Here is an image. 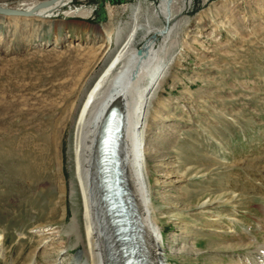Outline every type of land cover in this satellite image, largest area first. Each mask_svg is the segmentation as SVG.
<instances>
[{"label":"rangeland","instance_id":"374dc122","mask_svg":"<svg viewBox=\"0 0 264 264\" xmlns=\"http://www.w3.org/2000/svg\"><path fill=\"white\" fill-rule=\"evenodd\" d=\"M72 3L89 12L46 19L0 13V264L71 261L83 249L66 252L77 210L87 245L71 154L79 109L130 34L134 14L166 24L155 14L161 0ZM173 11L174 55L145 134L164 264L263 261L264 0H187ZM118 29L124 33L116 42Z\"/></svg>","mask_w":264,"mask_h":264},{"label":"bare ground","instance_id":"6f19581e","mask_svg":"<svg viewBox=\"0 0 264 264\" xmlns=\"http://www.w3.org/2000/svg\"><path fill=\"white\" fill-rule=\"evenodd\" d=\"M72 1L54 0L48 5L38 2L26 9L16 8L19 11H29L30 15L6 16L46 19L57 12L87 15L89 11L73 5ZM186 3L187 0H161L155 14L165 18L166 24L163 26H157L149 17L140 20L139 14H134L130 34L87 91L79 109L71 144L75 178L82 200L83 215L81 216L87 245L84 244V233L78 230L80 229V211L77 210L73 212L70 226L67 228V236L69 238L75 236V242L67 245L66 252H71L81 245L83 249L77 252L75 258L63 264H77L80 257L85 260V264H123L124 262L109 223L106 208L101 200L96 162V145L101 124L109 109L117 104L122 105L125 114L124 138L120 147L123 167L144 224L147 252L151 258V264L166 263L162 243L164 237L154 214L155 208L150 196L145 138L146 118L151 100L174 55L173 47L177 38L175 37L176 25H171L174 5L181 4V7H184ZM123 33L124 29H118L116 42H119ZM139 34L142 43L137 46L136 39ZM139 49L142 50L141 55L138 54ZM73 183L71 193L75 194L76 189ZM2 238L1 235L0 241ZM261 254L260 256L264 257V252ZM256 256L251 264H264V260L261 261Z\"/></svg>","mask_w":264,"mask_h":264},{"label":"water","instance_id":"95a60500","mask_svg":"<svg viewBox=\"0 0 264 264\" xmlns=\"http://www.w3.org/2000/svg\"><path fill=\"white\" fill-rule=\"evenodd\" d=\"M54 0L42 2V5L53 3ZM0 13L4 15H30L29 11H19L16 9L0 6ZM51 46V44L49 45ZM142 54V50H138ZM125 114L121 104L112 106L106 114L99 131L97 140L96 162L99 173V185L101 187V200L106 208L109 222L111 223L114 235L122 250L124 257H128L131 240L124 241V232L120 229L123 212L117 210L124 209L134 219V230L139 232L138 241L142 250V257L146 264H151V258L147 252L145 229L138 210L133 191L128 184L123 167V158L120 151L122 140L124 138ZM120 199L124 207L115 203ZM126 212V213H127ZM130 245V246H129Z\"/></svg>","mask_w":264,"mask_h":264}]
</instances>
